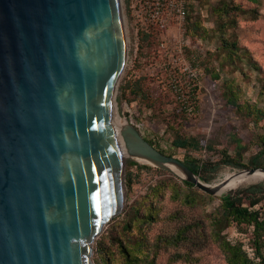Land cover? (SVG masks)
Wrapping results in <instances>:
<instances>
[{
  "label": "water",
  "instance_id": "95a60500",
  "mask_svg": "<svg viewBox=\"0 0 264 264\" xmlns=\"http://www.w3.org/2000/svg\"><path fill=\"white\" fill-rule=\"evenodd\" d=\"M125 59L121 0H0V264H95L124 210L126 156L212 195L223 186L117 127Z\"/></svg>",
  "mask_w": 264,
  "mask_h": 264
},
{
  "label": "rangeland",
  "instance_id": "374dc122",
  "mask_svg": "<svg viewBox=\"0 0 264 264\" xmlns=\"http://www.w3.org/2000/svg\"><path fill=\"white\" fill-rule=\"evenodd\" d=\"M241 4L243 11L236 13L230 23L219 20L218 7L223 2ZM134 0H121L123 23L126 41V59L123 71L119 78L114 107L115 123H131L142 135L154 143V146L166 155L184 161L188 157L199 160L218 161L224 153L235 155L238 139L246 144L243 151V162L249 163L259 147L257 139L264 135V119L255 123L235 104L227 101L225 91L228 85L233 84L237 94L238 104H255L264 106V0H188L192 9L186 20L184 30V54L186 60L198 68L199 77L195 93L197 95L196 112L187 116L183 108L176 101L171 88V73L173 70L161 69L160 36L152 35L140 40L139 28L135 23L133 12ZM253 10H257L255 14ZM195 21H200L205 30H196V36L187 34L189 27L194 28ZM146 27L143 25V28ZM224 32L229 40H236L241 48H247L253 60L259 65L256 69L251 59L246 55L240 59L236 57L231 62L222 48L221 34ZM243 53V49L240 50ZM140 82L143 93L132 91L135 83ZM117 120V121H116ZM194 136L199 140V146L193 149H182L173 146L172 142L178 135ZM129 157L124 158L123 190L125 198L124 210L110 220L93 244L92 259L95 264H107L102 261L96 247L99 241L105 243L112 252H115L113 264H122L117 250V243L113 236L122 233L125 213L134 205L149 202V193L157 183H163L174 178L181 184L180 175L165 169L140 161L149 168L128 166ZM238 169L224 165L210 182L221 181L227 172H238ZM253 182L240 186L246 187ZM238 189V188H237ZM166 197L158 202L159 218L155 223L145 225L144 234L146 243L144 254L149 257L140 264H147L148 259L156 258V264H229L226 255L216 243H210L202 250L193 251L189 260L178 258L175 247H157L155 242L161 231L172 226L167 216L180 206L179 201L171 198V189L166 187ZM236 190V189H235ZM212 195V194H211ZM224 196V195H223ZM223 196L212 195L205 204L195 208H187L189 214H200L203 210L212 213L221 206ZM264 211V201L261 205ZM172 229V228H171ZM218 231L232 243H241L249 256L254 258L253 228L238 226L232 222H224L217 227ZM140 236V234H139ZM134 233L131 240L139 238ZM126 241L127 236L122 235ZM111 264V263H110Z\"/></svg>",
  "mask_w": 264,
  "mask_h": 264
},
{
  "label": "trees",
  "instance_id": "16d2710c",
  "mask_svg": "<svg viewBox=\"0 0 264 264\" xmlns=\"http://www.w3.org/2000/svg\"><path fill=\"white\" fill-rule=\"evenodd\" d=\"M128 1V0H127ZM192 6L187 2L186 20ZM241 4L236 2H223L218 7L219 20L230 23L236 13L243 11ZM258 14L257 10H253ZM234 23V21H232ZM186 24V23H185ZM205 28L200 21H195L194 28L189 27L187 34L196 36V30ZM140 40H145L152 35L159 36L160 30L155 26H143L139 29ZM222 48L226 50V56L233 63L236 57L244 58L246 54L251 59V64L260 69V65L252 59L247 48H241L236 40H229L224 32L221 34ZM243 49V53L240 50ZM264 81V80H262ZM264 91V86H263ZM135 93H143L140 82L135 83L132 88ZM227 101L235 104L237 109L243 111L255 123H259L264 119V106L260 107L255 104H238V98L234 85H228L225 91ZM183 110V109H182ZM186 114V112L183 110ZM187 115V114H186ZM188 116V115H187ZM152 145L154 143L148 140ZM238 146L235 155L224 153L221 160L218 161H202L194 157H188L184 162L197 174L204 182H210L224 165L232 166L238 169L264 168V135L258 137V152L250 158L249 163L243 162V151L247 148L243 141L238 139ZM173 146L182 149H193L199 146V140L194 136H184L178 134L173 142ZM128 166H137L138 168H149L146 164H140L136 160H128ZM163 183H157L149 193V202H141L134 205L126 211L123 218L122 233L118 237L113 236V241L117 243V250L122 259V264H140L145 257L144 246L146 236L144 234L145 225L155 223L159 218L158 202L166 197V187L171 189V198L180 202V206L167 216L172 226L161 231L156 239V246L165 248L175 247L188 248V250H178L175 254L178 258L189 260L193 257V251L202 250L210 243H216L221 247L226 255L229 264H264V211L261 207L264 201V183H255L243 188L233 190L229 194L224 195L221 200V206L212 213L203 210L200 214H189L187 208H195L198 205L205 204L210 193L199 189L194 183L187 180H181V184L170 178ZM224 222H232L238 226H247L253 228V248L255 257L249 256L241 243H232L226 236H223L217 227ZM172 228V229H171ZM136 233L139 238L132 241L131 235ZM122 235L127 236L126 241ZM101 260L107 264H113L115 252L102 241H99L96 247ZM147 264H156V258L148 259Z\"/></svg>",
  "mask_w": 264,
  "mask_h": 264
},
{
  "label": "built area",
  "instance_id": "2783aa9c",
  "mask_svg": "<svg viewBox=\"0 0 264 264\" xmlns=\"http://www.w3.org/2000/svg\"><path fill=\"white\" fill-rule=\"evenodd\" d=\"M188 0H134L135 23L140 29L143 25L155 26L160 30V52L163 70L171 73V88L176 101L187 115L195 114L197 95L195 93L199 77L198 68L186 60L183 37L186 23Z\"/></svg>",
  "mask_w": 264,
  "mask_h": 264
},
{
  "label": "bare ground",
  "instance_id": "6f19581e",
  "mask_svg": "<svg viewBox=\"0 0 264 264\" xmlns=\"http://www.w3.org/2000/svg\"><path fill=\"white\" fill-rule=\"evenodd\" d=\"M113 119L115 120V112H113ZM119 125H117V127ZM169 167L177 174L184 176V174L181 172V170L178 167L174 165H169ZM239 172L241 171L227 172L225 177L221 181L212 184V185H217L221 182L223 183V186L216 193L217 196H223L229 194L230 192L239 188L242 185L264 180V171L261 169H258L249 176H247L245 173L243 175H238Z\"/></svg>",
  "mask_w": 264,
  "mask_h": 264
}]
</instances>
